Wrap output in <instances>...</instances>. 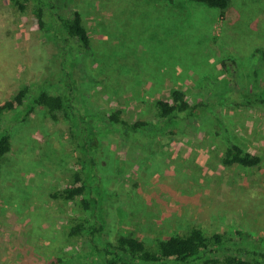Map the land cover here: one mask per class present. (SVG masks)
I'll return each mask as SVG.
<instances>
[{
  "label": "rangeland",
  "instance_id": "rangeland-1",
  "mask_svg": "<svg viewBox=\"0 0 264 264\" xmlns=\"http://www.w3.org/2000/svg\"><path fill=\"white\" fill-rule=\"evenodd\" d=\"M57 1L63 14L81 11L91 54L74 41L64 48L50 12L48 40L34 13L38 3L21 12L0 0V103L43 75L54 55L58 64L66 59L62 82L46 86L63 91L77 108L73 117L96 132L92 179L105 197L103 236L131 232L152 244L192 226L263 236L264 0H231L224 18L193 0ZM228 57L236 61L232 76L221 66ZM177 88L190 101H211L198 124L179 120L173 133L128 135L106 118L121 109L132 121H157L155 102ZM214 114L226 134L215 133ZM58 115L36 108L25 119L5 117L12 150L0 163V264H98L88 238L67 237L69 225L87 217L80 197L51 194L71 183L80 154L70 121ZM227 138L260 163L224 164Z\"/></svg>",
  "mask_w": 264,
  "mask_h": 264
},
{
  "label": "trees",
  "instance_id": "trees-1",
  "mask_svg": "<svg viewBox=\"0 0 264 264\" xmlns=\"http://www.w3.org/2000/svg\"><path fill=\"white\" fill-rule=\"evenodd\" d=\"M9 1L21 12L27 10L29 2L38 3L34 13L39 29L48 40H51L49 34L51 29L45 20L46 12L56 16L57 24L64 37V48L72 46L70 42L74 41L82 52L91 54V39L80 10L69 8L67 14H63L58 10L57 0ZM167 1L172 2L173 0ZM193 1L220 9L221 18H224L225 10L231 2V0ZM53 41L56 40L53 38ZM54 58L51 65H45L43 75L25 84L10 98L0 103V163L12 150V133L5 123V117L8 114L14 113L18 116L21 114L19 118L25 119L36 108H40L45 110L51 118L57 119L58 113L61 112L70 121L69 133L74 146L80 153L77 156L78 169L73 173L71 183L51 194L65 200L80 197V205L87 217L85 215L83 219L75 223L73 221L69 225L68 238L75 236L88 238L92 248L90 253L95 255L94 259L98 264H264V235L255 236L239 229L234 232L207 234L203 228L192 226L183 234L157 238L152 244L146 243L131 232L118 234L112 239L111 229H109L107 231L109 237L103 236L106 230V219L102 208L105 204V197L101 193L100 182L92 179L93 171L98 165L99 141L92 126L86 125L84 121V124L78 122L77 117H73L77 108L68 100L65 93L63 91L52 92L47 88V86L53 87L57 82H62V76L67 73L66 59L60 60L58 64L56 55ZM235 65L236 61L233 58L228 57L221 61L222 68L231 76L236 74ZM32 87L38 89L33 90ZM32 92L33 95H31ZM29 97H31L30 101L27 102ZM207 101L203 99L190 101L186 97V92L177 88L173 90L170 100L159 99L155 102L157 121L149 119L132 121L121 116V109L107 113L106 118L114 128L121 126L128 132V135L173 133L179 120L186 121L188 125H191V122L198 124L201 113L211 105V101ZM179 115L184 117L181 119ZM213 119L217 123V128L214 127L215 133L226 134L220 115L214 114ZM192 129L194 128L191 127ZM108 130L111 131V129ZM226 142V148L222 154L224 164L253 167L260 163V155L244 149L230 138H227ZM60 261L62 259H58L57 262L60 263ZM57 262L50 264H57Z\"/></svg>",
  "mask_w": 264,
  "mask_h": 264
}]
</instances>
